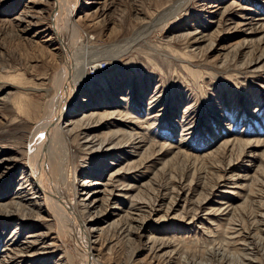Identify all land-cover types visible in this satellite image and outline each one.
<instances>
[{
  "label": "rangeland",
  "instance_id": "obj_1",
  "mask_svg": "<svg viewBox=\"0 0 264 264\" xmlns=\"http://www.w3.org/2000/svg\"><path fill=\"white\" fill-rule=\"evenodd\" d=\"M21 10L26 16L18 24L13 19ZM58 11L53 0H0V151L24 152L34 126L30 118L35 108L28 106L45 105L44 89L58 80L61 48L52 24L57 18L70 50L77 45L69 44L76 29L83 42L89 38L101 47L97 56L109 62L100 61L89 77L93 80L87 77L79 88L78 104L85 103L79 101L88 93L93 102L103 100L96 102L100 111H116L115 125L99 122L91 132L103 135L135 128L132 141L89 162L103 169L84 163L78 153L69 165L75 185L69 182L68 191L76 199L85 197L82 193L88 189L104 187L92 181L106 179L110 172L117 189L128 190L104 204L103 193L93 192L94 207L81 216L93 218L102 231V240L94 243L96 264H157L146 249L150 233L173 237L182 246L174 255L178 260L171 258L170 264H220L218 250L210 249L220 241L216 229L229 222L226 210L253 205L264 209V55L254 60L264 52V0H62ZM68 16L74 20L70 25ZM46 37L50 41H43ZM85 46H80L81 55ZM104 49L119 55L108 59ZM23 91L20 111L28 108L22 113L14 105L15 95ZM22 155L10 166H0V199L12 195ZM87 169L94 173L92 178H87ZM83 180L87 185L79 189L76 183ZM175 183L181 192L166 221H150L128 243L126 237L109 233L112 222L142 211L128 208L132 200L133 206L136 198L147 201L154 186L169 191ZM195 202V222L204 223L185 224L177 216ZM1 214L0 264H10L4 261L2 246L16 224L11 220L5 225ZM28 228H21L22 236L33 224ZM60 228L57 247L64 252L63 263L57 254L54 259L44 255L34 264H82L80 244ZM37 229L51 235L58 230L52 221Z\"/></svg>",
  "mask_w": 264,
  "mask_h": 264
},
{
  "label": "bare ground",
  "instance_id": "obj_2",
  "mask_svg": "<svg viewBox=\"0 0 264 264\" xmlns=\"http://www.w3.org/2000/svg\"><path fill=\"white\" fill-rule=\"evenodd\" d=\"M60 1L62 4V0H53L57 11L61 7ZM25 16L23 10H21L13 21L19 24L23 22ZM72 18V16H68L67 23L69 25L74 22ZM59 21L57 18L52 19L53 34L57 38L59 47L61 48L62 65L61 69L58 71V80H55L56 82H54L55 84L53 83L51 88L47 90L44 89L46 97L45 105L40 103L32 104L31 102L28 106L35 108L31 118L29 117L31 121H33L34 126L26 140L24 152H19L20 150L18 151L15 149L13 151L10 150L11 153L7 155L5 151H0L4 152V156L0 155V166L3 168L4 166H10V161L16 157L19 159L21 154H23L20 159L22 160L20 161L21 166L20 164L17 166L20 169V173L17 176V185L13 188L12 195L0 199V212L6 221L3 223L5 225H10V221L13 220L16 224L6 237L7 239L2 246L3 256L7 258L4 259V261L8 262L9 260L10 264H20L23 260L30 257L35 259V261H31L30 264H34L37 260L42 259L44 255L49 257L52 255L51 258L54 259L57 254H59L57 256L58 259L63 263L64 252H61V249L58 250L57 247L60 245L57 243L59 232L62 230L60 227H64V229L76 240L77 244H80L79 247L82 256L80 258L81 263L96 264L97 262H95V259L97 255H95L96 253L94 252L98 250L95 248L94 243L98 244L100 240L99 234H102V231L97 230L98 228H96V222L93 218L89 217L85 219L81 216L86 213L88 209L94 207L93 202L97 197L92 194L93 192L103 193L100 199L101 204L116 198L117 195H126L128 192V190L119 191L117 189L118 184H116V180L112 176V174H114L113 172H110L106 179H101L102 181H92L96 182L95 185L104 187L98 190L96 188L88 189L86 194L82 193L85 197L81 199L72 197L68 191L69 182H72L73 186L75 185V179H71L69 170L70 162L73 165L75 162L74 158L76 155L74 153L81 155V157L79 156L80 159L84 160V163L90 165L92 162H89L93 161L91 159L94 156L99 154L101 157L105 156V153L114 146L118 144L123 145L128 141H132L135 128H129L127 131L116 128V130H112L103 135L91 132L93 127H99V125H96L99 122L108 126L115 125L114 123L117 120L113 116L116 114V111H100L96 102L103 100L97 98L96 101L93 102L90 96L88 97V93L86 97H83L86 98L85 100H82V98L79 101L85 103L78 104L77 99L81 91L79 88L87 77L93 76L91 72H96L100 61L106 62L107 64H109V62L97 56V53L101 51V47L97 48V45L90 41L89 38L83 42L82 39L79 38L76 29L77 35H75V39L72 42L70 41L69 44L73 45V43H77V45L74 47L72 46L73 49L70 50L69 47L66 46V42L64 43L66 39L65 32L62 29L63 24ZM67 36L69 37V33ZM68 37L67 39L69 41ZM49 38L46 37L43 41L48 42L50 41ZM81 44L84 46L86 45L85 48H87L83 51L82 55L80 52ZM53 49L57 51L56 47ZM104 50L106 53L113 51L111 49ZM89 51L96 56L92 55V57H88L90 54ZM108 54V59L117 58V55H119L116 54L115 51L114 53ZM263 55L264 52L254 60L262 58ZM250 62H252V59L248 61V63ZM89 79L90 81L93 80V78ZM90 81L89 84L92 83ZM20 83H22V81ZM106 90L110 92V89L105 87L104 91ZM15 96H17V98L15 99L14 106L19 109L17 111L23 113V111L28 108L24 107V109L20 111V104L23 103L22 100L25 98L26 92H20V94H16ZM157 115L159 114H156V116ZM72 145L75 148L74 152H72ZM85 158L89 160L87 161ZM93 164L98 167L101 166V169L104 168L103 165H97V163L93 162L92 166ZM136 166L138 167L139 165ZM86 174L87 178L90 176L92 178L94 173L87 169ZM76 184L77 186L79 185V189L87 185L86 180L78 181ZM108 185L110 187L107 188ZM162 191H164V195L161 196ZM180 192L181 190L176 183L169 187V191L168 188L163 189L162 186H154L151 191V196L147 201H141V199L136 198L134 200V206L132 200V206L130 205L128 207H131V210L135 207L142 211L139 212L137 216L125 214V217H122L123 219L121 221L112 222L107 227L109 233H112V235L119 239L126 237L127 243L128 241L130 242V240L135 238L134 235L138 230L145 227L150 221H166L167 214L171 213L173 210L171 208L177 204ZM255 195L256 194L250 197L253 202ZM166 196H170L168 201H165ZM87 197L89 198L87 199ZM75 200L77 203L74 202ZM195 204L196 202L193 205L189 203V205H186V208L189 210L183 207V210L177 216L181 220L186 221L185 224L195 225L196 223H204V221L200 223L195 222L196 219H198L195 217ZM218 208L219 207H217V209ZM160 211H162L161 214L159 213ZM153 213H159L155 219L151 218ZM226 214L229 224L226 222L223 226H219V228L216 229L218 230V234L221 232V234H219V236H221L218 238L220 241L210 249L213 250L211 251L212 253L215 252V249L218 250L216 252L219 256V263L264 264V209H260V206L255 205L249 209L235 207L226 210ZM47 221H52L58 228L57 233H54V235L37 229L40 223ZM233 222L236 224H233ZM28 224L30 226L33 224V228L32 230H28L25 236H22L23 233L21 232V228H28ZM151 226L152 225L149 226V230H151ZM62 232L64 233L65 231ZM111 238L113 239V237ZM171 239L168 240L162 236H156L151 233L147 236V242L149 243L146 249L148 250L151 261L155 259L157 264H170L173 263L171 258H173V260H178L179 256L175 258L174 255L176 249L182 251L180 249L182 246L180 245V247L179 244L174 243V239ZM119 242H122V240ZM209 243L213 244L214 242L211 241ZM216 245H218L217 248H215ZM172 246H174L175 249H171ZM76 248H78V246ZM221 249L222 252L219 251ZM41 264L50 263H46L45 261Z\"/></svg>",
  "mask_w": 264,
  "mask_h": 264
}]
</instances>
